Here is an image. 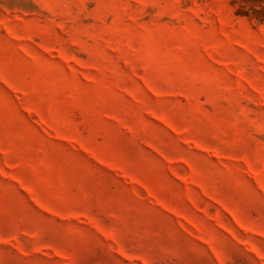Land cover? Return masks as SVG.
<instances>
[{
	"label": "rangeland",
	"instance_id": "obj_1",
	"mask_svg": "<svg viewBox=\"0 0 264 264\" xmlns=\"http://www.w3.org/2000/svg\"><path fill=\"white\" fill-rule=\"evenodd\" d=\"M0 264H264V0H0Z\"/></svg>",
	"mask_w": 264,
	"mask_h": 264
}]
</instances>
